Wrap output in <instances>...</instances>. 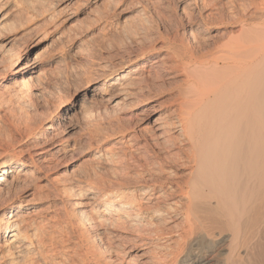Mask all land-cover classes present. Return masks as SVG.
I'll return each instance as SVG.
<instances>
[{
    "label": "rangeland",
    "instance_id": "1",
    "mask_svg": "<svg viewBox=\"0 0 264 264\" xmlns=\"http://www.w3.org/2000/svg\"><path fill=\"white\" fill-rule=\"evenodd\" d=\"M225 3L226 0H20V8L34 10L10 16V28L0 29V58L10 48L22 52V65L27 60L32 63L40 59L38 70L46 73L49 83L42 94L30 97L37 99L39 106L31 102L21 122L12 121L6 108L0 106V162L12 156L14 166H18L23 156L26 165L22 168L36 171L30 181L2 188L0 207H33L25 213H34L38 221L52 217L50 225H39L42 231L38 233L47 243L46 251L57 248L58 253L49 256L47 263L36 258L38 264H94L84 249L101 229L95 224L80 225L79 212H88L89 208L79 206L89 203L91 195L118 189L119 184L143 193L156 178L165 176L158 175L157 166H151L153 162L171 151L182 157L183 147L169 148V138L176 134L172 127L167 128L178 114L179 103H185L189 96L180 70L196 65L198 56L225 33L223 26L214 24L218 14L227 15ZM43 7H47V14ZM51 14L53 22L48 20ZM39 38L45 41L35 50L33 45ZM36 52L42 57L34 59ZM1 78L6 79V86L11 85V73L2 70V64ZM16 79L23 81V77ZM25 80L27 76L24 83ZM131 83H137L135 88L141 87V92L136 89L133 96L123 99V88ZM35 88L38 87L31 89ZM2 92L3 85L0 95ZM37 92L32 91L33 95ZM70 123L74 129L69 131ZM48 125L53 131L46 130ZM160 126L167 128V133L158 138L156 128ZM48 143L51 145L46 146ZM46 149L51 150L42 153ZM147 169H152L153 175L142 179L135 176ZM163 169L176 174L180 183L187 178V170H176L174 165ZM161 193L168 191L163 189ZM171 201H175L176 208L183 202L169 197L165 205L152 201L145 210L149 209L148 216L157 214ZM153 222L151 226L143 223L138 232L128 228L113 234L119 236L122 256L130 259L129 264H155L151 255L165 256L168 249L159 247L162 241L151 233L155 225L159 226ZM80 234L85 236L83 241H88L83 248ZM50 237L58 244L48 245ZM148 238L154 240V245L147 256L142 248ZM4 254L1 250L0 264ZM97 264L119 262L112 256Z\"/></svg>",
    "mask_w": 264,
    "mask_h": 264
},
{
    "label": "bare ground",
    "instance_id": "2",
    "mask_svg": "<svg viewBox=\"0 0 264 264\" xmlns=\"http://www.w3.org/2000/svg\"><path fill=\"white\" fill-rule=\"evenodd\" d=\"M235 1L226 0L227 15L222 14L224 9H219L222 15L217 13L214 24L225 28L221 38L198 56L196 65L181 66L189 96L185 103H179L178 114L167 128L172 127L176 134L169 138V148L183 147L182 157L171 151L153 162L151 166H157L158 175L165 176L151 181L152 186L143 193L119 184L118 189L91 195L87 206H79L89 208L88 212H79L80 225L95 224L101 229L84 249L94 264L112 256L119 264H129L130 259L122 256L119 236L113 234L128 228L138 232L143 223L151 226L153 221L159 226L155 225L151 233L162 241L159 247L168 249L166 254L163 252L165 256L150 253L155 264H264V0ZM20 5V0H0V29L10 28V16L34 10ZM48 9L44 10L46 14ZM48 20L53 22L54 15L48 16ZM44 41L45 38L36 40L33 49L42 47ZM4 52L8 58L2 56L0 64L2 70L10 71L12 79L9 86L4 84L5 78L0 80V86L3 85L0 106L6 108L12 121L21 122L27 117L25 108L31 102L39 106L38 100L30 97L42 94L49 81L46 73L38 70L40 59L32 63L27 60L22 65V52L10 48ZM38 55L36 52L34 59L42 53ZM17 76L23 77V81H17ZM24 76H27L25 83ZM136 84L124 86L123 99L142 89L135 88ZM34 86L38 88L32 90ZM32 91L38 92L33 95ZM24 125L28 127L25 122ZM167 128H156L158 138L167 133ZM67 129L73 130L74 126L70 123ZM46 130L53 131L52 125ZM12 159L7 156L0 162V190L13 182L30 181L36 175L34 168H22L26 165L23 156L18 166H14L16 162ZM165 165L187 170L186 180L178 182L175 172L172 175V171L163 169ZM147 170L135 176L142 179L153 173L152 169ZM163 189L168 194L163 195ZM169 197L183 201L181 206L173 207L172 200L164 211L158 209L157 214L148 216L149 209L145 210V206L152 201L165 205ZM1 207L0 251L5 253L1 264H38V257L49 262L57 248L46 251L47 243L39 234L42 229L39 225H50L52 217L38 221L34 213H25L33 207L15 208L12 204ZM165 236L169 238L164 240ZM84 237L80 234L82 248L88 242L83 241ZM147 240L143 255L149 254L154 242ZM48 241L51 247L58 244L52 237Z\"/></svg>",
    "mask_w": 264,
    "mask_h": 264
}]
</instances>
